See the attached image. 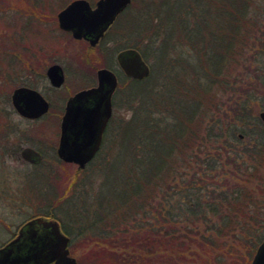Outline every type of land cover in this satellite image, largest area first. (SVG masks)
<instances>
[{
	"label": "trees",
	"instance_id": "16d2710c",
	"mask_svg": "<svg viewBox=\"0 0 264 264\" xmlns=\"http://www.w3.org/2000/svg\"><path fill=\"white\" fill-rule=\"evenodd\" d=\"M70 1L19 0L28 20L0 12V22L16 41L50 8L51 29L70 38L55 19ZM125 49L139 52L149 75L121 73L99 152L72 178L59 174L70 255L81 246L78 264H215L242 219L252 257L264 237V124L251 115L259 99L264 110V0H131L93 50L112 68ZM19 61L0 47L1 95ZM222 105L233 123L215 117Z\"/></svg>",
	"mask_w": 264,
	"mask_h": 264
},
{
	"label": "water",
	"instance_id": "95a60500",
	"mask_svg": "<svg viewBox=\"0 0 264 264\" xmlns=\"http://www.w3.org/2000/svg\"><path fill=\"white\" fill-rule=\"evenodd\" d=\"M130 3L131 0H98L91 8L86 0H73L57 13V24L73 39L87 40L90 47H94ZM116 60L127 78L141 81L150 73L149 66L134 49L118 52ZM45 75L55 88L65 81L63 69L58 64L50 65ZM97 82V87L80 91L68 99L61 120L57 155L65 163L76 164L79 170L84 169L96 153L111 116L116 77L110 70L101 68L97 71ZM11 103L17 113L30 119L42 116L49 108L48 102L37 91L23 87L13 91ZM259 117L264 122V112ZM28 152L29 149L23 152L25 158ZM34 223L46 230L44 238L30 246H18L17 241L9 243L0 249V264H77L69 253V238L56 222L38 219ZM250 264H264V238Z\"/></svg>",
	"mask_w": 264,
	"mask_h": 264
},
{
	"label": "flooded vegetation",
	"instance_id": "af4514ba",
	"mask_svg": "<svg viewBox=\"0 0 264 264\" xmlns=\"http://www.w3.org/2000/svg\"><path fill=\"white\" fill-rule=\"evenodd\" d=\"M97 1L98 0L94 2L88 1V3L91 8H94ZM120 15L121 13L115 18L113 23L105 31L103 37L94 47H90L88 41L84 39L75 41L86 43L89 50L97 48V46L110 31ZM65 33L68 34L70 38H72L69 32ZM117 54L118 52H116L113 56L112 68L101 67L110 70L115 75L117 85L111 96V116L108 119L106 127L102 132L99 147L92 159L86 164V166L93 161L96 154L101 148L107 125L114 115V97L117 93L119 95V88L122 87L120 78L122 75L124 76V73L117 63ZM99 69H95V72L91 77V81H87V84H72L73 87L63 93L62 96H60L58 105H55L50 96L46 97V95L44 96V94L31 87L26 86L25 84H21L12 90L10 94V104L12 107L11 114L13 116H17L20 121L29 122L33 124V126L29 130L24 129L20 132L15 124L13 125L10 123V114H7L6 116L0 115L1 117H4L1 118L2 122L0 123V169H3L2 167L7 165L6 160L8 158L14 156L18 158L22 162V164L26 166L27 169H30V171L23 174V176L18 179H13V181L10 180V183L8 182V179L0 177V202L3 199L13 200L16 204L15 209H12L13 211H11V214L9 215L5 210H1L0 207V249L15 241H17L16 244L18 246H30L33 243H38V240L44 238V235L47 233L46 230L42 229L40 225L34 223L38 219L49 223L56 222L60 228L59 166L61 164H65L75 166L76 168L78 167L73 163H64L57 155L61 120L68 99H70L80 91L97 87V71ZM48 85L50 91L58 93L63 90L66 84H62L59 88L52 87L50 84ZM22 87L37 91L48 102L49 108L45 114L36 119H30L16 112L11 103V95L15 89ZM118 115L120 118L121 111L120 113H118ZM47 118L49 119L44 123V120H46ZM18 131L20 132V143L25 139L27 142L31 141V143L30 145L27 143L28 145L26 146L19 145V148L15 150L13 149L14 145L12 139L13 135ZM23 136H25V139H22ZM242 137V135H239L240 139ZM27 149H29L30 152L25 155V158L23 152ZM12 185H14L15 187H12ZM14 216L17 217L13 219ZM31 221L32 224L28 225V223Z\"/></svg>",
	"mask_w": 264,
	"mask_h": 264
},
{
	"label": "rangeland",
	"instance_id": "374dc122",
	"mask_svg": "<svg viewBox=\"0 0 264 264\" xmlns=\"http://www.w3.org/2000/svg\"><path fill=\"white\" fill-rule=\"evenodd\" d=\"M18 1L19 0H0V12L2 14L6 13L8 15L17 14L19 21L28 20L27 16L22 13V10L27 9V7L25 6L26 3H19ZM60 10H58L55 15H57ZM51 14L52 11L50 8L45 10V12H43V25L39 24L38 20H36V24L34 25V27L24 29V32L22 33L23 36L17 38L16 41H11L12 30L9 31L8 28H6V25L0 22V47L2 46L6 50L14 52L16 57L20 59L19 63L22 62V66L24 67L21 68L19 66L17 72L20 75L13 78L14 80L12 83H10V86H14V89L15 87L21 84H25L26 86L31 87L44 94V96L46 95V97L50 96V98H52V100L54 101L55 105H58L60 101V96H62V94L65 93L67 90H70L73 87L72 84H80V82L87 83V81H91V77L93 76L95 69L101 68L99 67V65H101L100 63L102 62V60L100 58V53H98V51H94L93 49L89 50L86 43L81 41H75L72 38L66 36H59V34L55 30H52L49 24V22L53 19L51 18ZM96 59L100 60L95 61ZM52 64L60 65L61 67H63L65 72L64 84L66 85L63 90L58 93H54L49 90V83L45 77V72L47 68ZM238 76L242 78L245 82L249 83L253 81L251 80V75L250 77L247 74L243 75V77H241L240 75ZM0 84H2L1 81ZM255 84L258 83L255 82ZM13 89L9 90L8 88L3 91L2 95L0 94V115L6 116L7 114H10V123L13 125L15 124L20 132L24 129L29 130L32 128L33 124L25 121H20L17 116H13L11 114L12 107L10 104V94ZM3 94H7L8 99L5 97L6 95L4 96ZM233 97V94H229L228 96L223 97V99L220 101H227L228 98ZM260 103L261 100L259 99L252 104V106H254V109L251 115L252 119L257 118L260 120L261 123L264 124V122H262L259 118V114L261 112H264V110L261 109ZM224 109L226 108L222 105L221 110L215 114V117H218L219 121L222 120L224 124L233 123L232 119H225V115L222 112V110ZM121 115L124 117L127 116V114L123 110H121ZM230 117L231 115H229V118ZM48 119L49 118L44 120V123ZM19 131L13 135L12 139L14 145L13 149L15 150L19 148V145L26 146L28 144L30 145L31 143V141H26L25 136L22 137V139L25 140L20 143L21 139L19 138ZM241 140L242 142H244V144H247L248 142V140L243 137L241 138ZM6 162L7 165L2 167L3 169H0V177L8 179L9 183L10 180L13 181V179H18L22 177L23 174L30 171V169H27L26 166H24L22 162L14 156L8 158ZM59 168V174L62 176V178L67 173L70 174V177L72 178L73 175L77 172V168L72 165L62 166L61 164ZM63 180L65 181L66 178L64 177ZM12 187L15 186L12 185ZM0 207L1 210H5L6 213L9 215L11 214V211H13L12 209H15L16 204L13 200L3 199L0 202ZM15 217L17 216H14L13 219ZM239 222L240 224L233 225L231 231L225 234L226 236H224V239H222V244L224 245L225 250L222 252V249H219L217 252H222L221 255L219 257H212L211 259H209L210 262H213L215 264H219L220 262H222L220 264L251 263L253 256L250 257L249 252L252 245L247 246L244 244L245 242L251 243L253 240L250 236H243L242 232L240 231V226L243 224L242 219ZM204 228L205 226L202 225L200 230L202 231L204 230ZM257 231L259 232V230ZM242 238L243 241L239 242L238 240ZM83 252H85V250L81 246H79L77 249V254H81ZM77 254L73 255L72 257L77 259ZM89 260H91L89 257L86 258L84 264H86ZM189 263L190 262L185 261V264Z\"/></svg>",
	"mask_w": 264,
	"mask_h": 264
}]
</instances>
